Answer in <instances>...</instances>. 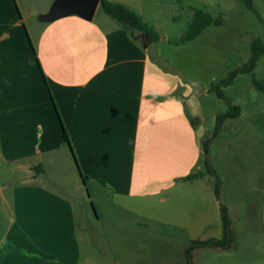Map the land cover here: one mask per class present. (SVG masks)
<instances>
[{
    "label": "crops",
    "instance_id": "obj_1",
    "mask_svg": "<svg viewBox=\"0 0 264 264\" xmlns=\"http://www.w3.org/2000/svg\"><path fill=\"white\" fill-rule=\"evenodd\" d=\"M95 15L91 21L44 17L35 41L25 29L23 35L4 31L0 16V158L28 162L29 174L42 169L11 188L12 219L0 241V264L80 263L76 208L53 189L62 184L50 173H71L72 167L77 175L74 162L89 197L105 198L128 216L140 243L145 231L147 246L155 247L160 238L153 234L165 231L181 254L169 262L154 250L141 256L136 249L133 264H184L192 241L222 236L220 202L208 182L182 181L202 166L196 99L150 57L149 47L143 50L114 22H95ZM63 131L75 159L62 143ZM255 194L259 200L242 209L244 238L264 231L262 185ZM232 251V245L197 248L191 264H249Z\"/></svg>",
    "mask_w": 264,
    "mask_h": 264
},
{
    "label": "rangeland",
    "instance_id": "obj_2",
    "mask_svg": "<svg viewBox=\"0 0 264 264\" xmlns=\"http://www.w3.org/2000/svg\"><path fill=\"white\" fill-rule=\"evenodd\" d=\"M54 1L0 0V16L6 19L4 31H17L23 35L25 29L27 35H31V41H35L41 20L49 13ZM118 1V4L129 5L124 6L130 9L136 8L139 12L131 10L139 13L142 20L153 28L158 40L148 48L150 57L163 69L175 73L201 109L204 131L201 142L210 140L206 159L214 175H207L203 158L200 172H204L203 178L213 191L218 189L217 199L227 209L232 253L240 254L249 264H264V231L254 232L251 239L244 238V221L240 220L244 215V206L249 208L252 198L259 200V195H254V189L261 185L264 189V175H259L260 166H264V95L255 90L250 74L237 75L231 86L221 88L224 97L239 108L240 116L224 118L218 134L212 138L217 119L229 114L230 107L211 91L230 72L248 62L254 40L264 41L263 0H254L253 5L263 18L260 17L262 23L244 7L241 0ZM195 10L209 14L214 20H221L222 24L210 25L195 40L186 44H171L186 34ZM95 14V22L101 19L113 22L99 10ZM263 67L261 65L254 70L258 80L264 77ZM2 153L0 149V156ZM28 167L25 161L9 163L0 158V241L12 219L11 188L36 172L32 169V174H29ZM50 173L62 184V187L53 189L66 196L76 208L79 264H123L124 261L133 264L132 253L136 249L141 256L151 255L154 250L155 254L169 262L181 258L175 242L169 240L168 232L154 233L160 240L157 246L149 245L153 247L149 248L144 231L143 235L139 234L143 240L140 243L137 232L128 228L132 220L119 214L107 199L88 198L86 192L89 186L85 188L82 185L72 167L71 173H62L59 168ZM90 205H93L96 216Z\"/></svg>",
    "mask_w": 264,
    "mask_h": 264
},
{
    "label": "trees",
    "instance_id": "obj_3",
    "mask_svg": "<svg viewBox=\"0 0 264 264\" xmlns=\"http://www.w3.org/2000/svg\"><path fill=\"white\" fill-rule=\"evenodd\" d=\"M241 2L244 5V7H246L249 11H251L257 17V19L262 23V20L258 12L253 7L252 0H241ZM97 10L101 11L103 14L108 16L118 27L124 29L129 34L131 33H133L134 35L146 34L153 39V42L158 40V35L154 32L153 28L150 27L147 23H145L140 17V15H138L136 12H134L133 10H131L130 8L124 5L111 2L110 0H100ZM221 24H222L221 20L219 19L214 20L209 14L201 10H195L193 13L192 21L189 25V28L186 34L183 37H181L179 40H177L176 42H171V44L181 45V44H186L188 42H191L195 40L210 25L220 26ZM250 51H251L250 59L243 67L230 72L227 78L217 83L211 89V91L215 94V96L219 100L224 101L230 107L229 114L221 116L217 119L216 126L214 129V135L212 138H214L218 134L219 127L222 124L221 121L224 118L235 119L240 116L239 108L237 106H234L231 102H229L224 97L223 92L221 91V88H226V87L231 86L237 75L250 74L255 90L264 95V81L256 79L255 74H254V70L256 68L258 61L262 57H264V41L254 40L250 46ZM62 143L69 148L73 156L71 145L64 131L62 133ZM209 143H210V140L201 142L203 168H205L207 175L213 176L214 172L210 168L207 162V159H206ZM33 169L34 171H36L34 175H40L42 173V169L40 166H36ZM81 177L84 180V177L82 175ZM203 177H204V172H198V173H193V174H190L182 178V181L188 182V181H193L195 179L203 178ZM214 194L216 198H218L217 188L215 189ZM219 211H220V220H221V225H222L221 238L219 239L212 238V239L203 240V241H199V240L192 241L184 250V259H185L184 264H191V254L194 249L215 248V249H221V250H228L230 248L232 244V238H231V232H230V220H229L228 212H227L226 207L222 205H220Z\"/></svg>",
    "mask_w": 264,
    "mask_h": 264
},
{
    "label": "water",
    "instance_id": "obj_4",
    "mask_svg": "<svg viewBox=\"0 0 264 264\" xmlns=\"http://www.w3.org/2000/svg\"><path fill=\"white\" fill-rule=\"evenodd\" d=\"M99 1L100 0H56L51 6L49 13L45 16V19L51 21L65 16L75 15L84 21H91L98 9ZM130 35L133 40L138 41L143 50H146L153 42V39L146 34L134 35L131 33ZM76 169L82 185L86 188L77 166ZM86 193L88 198H90L88 191ZM90 208L96 216L93 205H90Z\"/></svg>",
    "mask_w": 264,
    "mask_h": 264
}]
</instances>
